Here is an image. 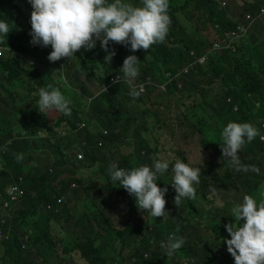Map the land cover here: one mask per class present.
Segmentation results:
<instances>
[{
    "label": "trees",
    "instance_id": "16d2710c",
    "mask_svg": "<svg viewBox=\"0 0 264 264\" xmlns=\"http://www.w3.org/2000/svg\"><path fill=\"white\" fill-rule=\"evenodd\" d=\"M128 2L134 6L141 4V0H128ZM168 3V15L171 23L164 42L154 44L148 50H137L133 53L140 60L139 68L142 76H159L160 79L166 80L165 74L174 73L176 68L183 67L187 63L189 50L200 51L209 44L206 38L199 35L197 23L193 20L198 11L203 13L208 23L213 26L218 25L219 33L228 32L235 26L234 22L230 20L228 12L221 9L216 0H170ZM253 3L254 5H247L245 10L256 11L260 5H264V0H253ZM243 5L246 6V2ZM31 9L28 0H0V20H6L12 30L7 37L0 41V46L14 51L13 54L9 53L0 58V220L3 216L2 198L6 184H11L18 177H22L25 190V196L11 212V218L4 214L7 222L5 225L0 223V228L4 230L11 228L10 240L0 245L2 249L0 264H178L182 262H186V264H234V259L228 253L227 246L222 240L219 238L199 239V225L193 218L187 220L185 217L186 212L193 214L195 211V203L191 199H183L181 204L176 207L173 203L176 195L175 190L162 184L159 180L156 181L158 187H167L168 189L164 199L169 216L154 218L148 212L144 214L138 211L134 198L125 189L119 187L118 182L111 181L108 168L115 161L119 168L128 170L141 165L151 167L153 160L158 158L159 140L162 135L161 129L159 133L148 135L152 136L150 140L153 142V148L150 141L143 138L132 142L131 137L139 136L140 131L145 134L150 133L153 128L149 122L150 118L142 110L140 114L141 127L138 129L136 127L134 131H131L130 129L137 122V119L133 117L134 114H131V122L125 128L120 124V121L122 113L127 110L121 107V101L108 97L114 89L120 98L129 96L125 86L119 83L113 84L110 81L116 74L118 57L128 54L130 51L123 45L110 42L109 49L115 51L111 64L104 62L107 53L101 49L99 41L94 49L81 48L75 53L77 59L74 62L79 61L78 73L87 75L88 80L100 85L101 89L94 95L82 89L81 96L92 99V101L87 106L80 102L71 103V115L61 114L60 118L53 123L52 132L47 140L50 147L44 153L50 167L45 172L32 167L31 154L34 151L29 148L30 141L28 140H32L34 137L30 135L28 140L14 137V122L17 117L29 121H41L43 116H39L37 105L39 89L48 85L58 88V79L56 84L41 85L38 80L28 81L27 77L34 67L33 63H41L43 60L48 62L52 68L60 71L61 79L66 73L68 61L59 68L58 64L56 66L55 62H50L47 59L48 54L52 51L51 46L45 47L40 53L37 46L30 44V18H26L25 14L27 10ZM229 52L224 58H219L218 54H214L204 67L198 68L196 74L187 76L186 80L189 83L181 90L173 85H169V87L173 88L176 94L192 92L195 96L196 101L182 111L189 121L190 117L195 119L193 125H208L210 120L221 121V117L230 114L229 105H233L240 113L236 119L239 121L238 123H251L257 129L260 127L261 131L258 129L260 135L264 134L262 127L264 125V53L254 57V62L247 63L245 62L247 53L242 45L237 48L236 53L230 49ZM93 55L97 56L98 61L103 60L105 68H99L96 73L88 75L83 65L86 64L85 60ZM145 59H149L150 63L144 67L141 65V61ZM157 60H161L165 64H161ZM57 62L63 63L62 59ZM252 63L255 67L252 66ZM94 66L97 67V64L95 63ZM207 69L210 70L209 74H205ZM74 77L76 78L77 75ZM196 77H203V80H196ZM37 85L40 88L37 90L35 101L31 100L25 110L18 109L14 93L26 92L30 94ZM108 85L109 87L104 91V87ZM141 97H150V93L140 95L138 98ZM227 98H230V102L226 101ZM178 104L183 108L182 99L178 101ZM192 112H199L200 118L192 116ZM188 113H190V117H188ZM81 122L85 124V129L82 132L70 136V138L60 137L62 133L72 132L75 125ZM158 123L157 120L156 125ZM100 128L109 132L107 138L101 136ZM260 135L251 143H247L238 153L241 164L255 166L259 169L258 173L236 171L227 160L221 162V156L218 157L220 161L218 167L207 161H203L201 165L200 182L198 185L194 184L196 198L203 203H209L208 196L218 186V194H221L227 201L224 208L213 209L218 214L217 227L219 229H225V223L229 217L232 218L230 210L235 204L228 202L230 196L236 203H242L245 195L252 196L258 202L262 198L260 193L264 190V175L261 171L264 169V143L260 140ZM124 139L127 142H120ZM220 139L221 137L219 142ZM97 141L104 143L103 148H96ZM82 142L87 143L86 160L76 166L69 162L66 151ZM131 143H134L135 148L132 156L115 159L111 152L112 148ZM216 147L217 145L214 148L216 149ZM175 157L170 161L175 162L176 159H180L189 165L183 153L177 152ZM86 165L89 168L99 165L97 166L98 181L102 186L98 185L97 181L77 176V173L88 168L85 167ZM217 168L218 175H212V171ZM167 176L172 178L173 172H167ZM164 178L166 179V176ZM72 183L84 186L85 189H70ZM94 193L99 198L93 196L92 202L89 201L88 204L81 205L84 220L73 221L70 206L75 196L82 194L86 199H89ZM100 193H104L110 201L106 219L97 214H105L106 211L104 205L107 203L102 202ZM61 196H64V202L60 213L55 214L53 211H48L47 206L53 205L56 199ZM113 196L117 197L118 202L126 211L125 213L111 202ZM93 203L100 204L94 206ZM138 214L144 217V221L137 219L135 224L126 225V221L131 216L137 217ZM97 218H101V220L97 221ZM243 222L241 220L240 223ZM86 223H95L96 225L95 229H90L91 234L84 230ZM72 225L79 229L78 232L75 230L73 235H71ZM56 226L65 231L64 236L57 235ZM177 228H179V232H176ZM174 232L176 235L188 237L191 240V245L181 247L167 257L165 250L160 247V243L167 240L168 236ZM24 234L29 236L25 249L22 248ZM100 239L105 242L104 246L98 244ZM144 254H147L146 258L143 256ZM117 256L120 261L116 262ZM74 257H77L79 261L74 260Z\"/></svg>",
    "mask_w": 264,
    "mask_h": 264
},
{
    "label": "clouds",
    "instance_id": "9594fccd",
    "mask_svg": "<svg viewBox=\"0 0 264 264\" xmlns=\"http://www.w3.org/2000/svg\"><path fill=\"white\" fill-rule=\"evenodd\" d=\"M233 0H216L218 6L228 12V16L235 26L228 32L219 33L218 25L210 28L213 32L214 38L209 44L200 51L191 49L188 51L187 63L180 68H176V72H183L182 81L186 80L188 75L196 74L199 67L206 65V63L212 59L214 54H219L223 49H230L234 53L237 52V48L242 45L241 40L245 37L246 33L252 29V25L261 21L254 22L246 31L236 30V24L243 22L245 13H256L264 5L254 11H246V7L249 4L254 5L253 0H245L246 6L244 9L235 14L229 8L228 5ZM31 5L32 11L30 14L31 36L30 44L33 46L48 47L51 46L52 51L48 54L47 59L50 62H55L57 67H61L65 62L62 60V64H59L61 58H67V61L71 62L76 60L77 53L81 48L85 50H91L96 47L97 41H99L101 49L107 53L104 57V62L109 64L112 57L115 55V51L109 49L110 42H114L129 48V53L118 57L119 63L116 65V74L111 81L113 84L119 83L125 86L128 90L129 96L133 99L138 98L140 95L150 93L153 94V89L157 86L165 91V88L169 85H173L178 90H181L183 86L178 84V80L174 79L168 82L167 74H165L166 80L161 82L160 77H153L152 75L142 76L140 72L139 63L140 60L133 53L137 50H148L150 46L163 43L166 39V35L171 23L168 15V0H141L140 6H134L129 3L128 0H28ZM12 31L9 23L6 20H0V41L4 37H7L8 33ZM228 34V38L226 35ZM250 36L254 37L253 34ZM2 47V46H0ZM7 50L4 54H13L14 51L10 48L3 47ZM43 50L39 49L41 53ZM3 54V55H4ZM1 57H4V56ZM0 57V58H1ZM203 58V61H200ZM254 60V58H253ZM254 62V61H252ZM40 66L48 65V62L41 60V63H37ZM254 66V63H252ZM68 65V64H67ZM52 68V67H51ZM54 69V68H53ZM170 73V74H174ZM159 75L158 73H156ZM116 78V79H115ZM65 83L64 76L60 81ZM62 82V84H63ZM52 85L42 87L39 89V100L37 101L39 116L47 114L48 116L53 113H60L66 116L71 115V100L66 98L59 88ZM109 87L105 86L104 91ZM92 99H88L85 106ZM227 102H230V98H227ZM237 110V107L234 106ZM85 115V112L83 116ZM60 118V116H59ZM84 123H77L75 128L70 133H62L60 137L74 136L85 129L77 131V126ZM264 128V125L262 126ZM260 131V127L258 128ZM251 123L244 122H228L223 127L221 132V139L218 143L216 150L217 156H221V162L227 160L236 171H253L257 172L255 166L242 165L239 159V151L247 144L251 143L260 132ZM101 136L107 138L109 132L99 129ZM117 134V132H114ZM264 134L260 135L261 137ZM49 138V136H47ZM262 141V140H261ZM125 143L127 140H121ZM264 143V141H262ZM84 144V146H83ZM100 144V146H98ZM104 143L102 141L96 142V148H103ZM80 147L83 153V160L78 161L73 154L76 148ZM87 143L82 142L79 145L72 147L71 150L66 151L68 160L74 165L83 163L85 158V149ZM135 150V148H134ZM132 155H128L131 157ZM170 161L163 158H157L153 160L150 166L141 165L139 167L132 168L131 170L119 168L117 161L111 164L108 168V173L111 181L118 182L119 187H122L127 193L134 198L135 205L138 211L145 214L148 212L152 217L167 218L169 216L168 211L165 208L166 200L164 196L168 191L167 187L161 188L157 186L156 181L160 180L161 173L169 169ZM50 170V169H49ZM172 183L171 188L175 189L176 195L174 196L173 203L178 207L183 199H194L196 197V189L194 184H199V177L201 175V169L199 167L193 168L182 162L180 159H176L172 165ZM21 178L23 188L24 180ZM73 178V177H71ZM11 184L6 185L3 190L2 198V211L3 216L0 220L2 225L6 224L4 214L11 218V212L20 204L19 203L12 208L11 211L3 209V200L5 198L4 191ZM72 185H76L75 188H71ZM77 187V188H76ZM70 189L84 190V186H79L77 183H72ZM25 192V190H24ZM261 199L259 202L252 196L245 195L243 202L234 205L231 208V217L234 223H227L224 225L225 230L230 236V239H223V242L227 246L228 253L233 257L234 264H264V190L260 193ZM25 196V194H24ZM23 196V197H24ZM22 197V198H23ZM62 198V203L59 207V211L56 212L55 205L58 199ZM102 202H106L104 205L106 211L110 208V201L104 193H100ZM169 201V199H168ZM64 202V196L56 199L53 205L47 206L48 211H53L55 214H59ZM111 202L121 209L124 213V208L120 205L116 196H113ZM51 207V209H48ZM171 210V209H170ZM169 210V212H170ZM141 214H138L135 219H140ZM243 220V223H240ZM127 224L132 225L133 222L126 221ZM136 223V221H135ZM126 224V225H127ZM3 232L11 233V228L4 230ZM179 232V228L176 229ZM24 236L27 240L24 241ZM11 236L6 241H9ZM29 240V236L24 234L22 236V248L25 249ZM185 241L183 237H178L176 233H172L168 236L167 240L160 243V247L165 250V255L171 256L174 252L179 250ZM24 245V247H23ZM145 258L147 254L143 255Z\"/></svg>",
    "mask_w": 264,
    "mask_h": 264
},
{
    "label": "rangeland",
    "instance_id": "374dc122",
    "mask_svg": "<svg viewBox=\"0 0 264 264\" xmlns=\"http://www.w3.org/2000/svg\"><path fill=\"white\" fill-rule=\"evenodd\" d=\"M170 0H168L169 2ZM245 0H233L229 5L228 8L235 14H237L240 9H244V3ZM31 10H27L25 17L30 18ZM194 21L197 23V28L199 30V35L201 37H204L208 40V42L212 41L214 38L213 32L210 28H212V24L207 22L206 17L203 15L201 11H198L196 16L193 18ZM252 29L246 33L245 37L241 40V43L247 44L243 45V48L245 52L247 53L245 57V62L250 63L253 61L254 57H257L260 53H264V21L258 22L253 24ZM250 34H253L254 37L257 38L255 40ZM207 46V45H206ZM38 49L44 50L45 47L37 46ZM229 49H223L219 52L218 57L224 58L227 54H229ZM97 54V53H95ZM3 56H6L4 54ZM64 62L67 61V58H61ZM113 60V58H112ZM111 60V61H112ZM86 64L83 65V68L86 70V73L88 75H92L99 71V68L104 69V62L103 60L98 61L97 56L93 55L91 58H88L85 60ZM90 62V63H89ZM94 62V63H91ZM157 62L161 64L163 63L161 60H157ZM97 64V67L94 66V64ZM150 63L149 59H145L141 61L142 66H148ZM34 67L30 70L29 75L27 77V80L30 82H35V80H38L39 84H56V80H60V71H57L56 69H53L47 65L40 66L36 62L33 63ZM65 64V63H64ZM75 64V65H74ZM78 64L79 61H72L71 65H67L65 69V75L64 78L66 81H68L71 77V74L73 72L78 73ZM111 64V62H110ZM205 66V65H204ZM202 66V67H204ZM255 67V66H254ZM257 67V66H256ZM259 68V67H258ZM210 70H205V74H209ZM227 74V72H225ZM203 77H196V80L202 81ZM96 80V79H95ZM97 81V80H96ZM163 79H161V82ZM189 83L188 80H178V84L180 86H186ZM77 85V84H76ZM156 84L153 89V94L150 97H141L133 99L130 96L120 98L119 95L116 93V89L112 90L108 97H110L113 100H119L121 101V107H124L127 112H123L121 115V121L120 124H122L125 128L128 126V124L131 122V114H134V118L137 119L136 124L130 129L131 131H134V129L137 127H141L142 121L140 120V114L141 111L144 110L145 114L148 115L149 122L151 127H153L150 130V133L145 134L142 133L140 130L139 136L131 137L132 142L135 140H139V138L146 139L150 141L151 147L153 148V142L150 140L152 139V136H148L152 133H159L160 129L162 130V135L159 140L160 146H159V155L158 158H163L167 160H171V158H176L175 153L181 152L184 155V158L187 160L190 167L196 168L199 167L201 169V165L203 161H207L210 163H213L217 165L220 163L219 158L216 154V149L214 148L216 145H218L219 138L221 137V132L223 127L227 125L228 122H239L236 119L240 116V113L236 110V108L233 105H229V115L226 117H221V121H215L210 120L208 125H193V122L195 119L190 117V113H188V117H190V121L188 118H186L182 111H184L185 107H189V105H192L196 99L192 92H185L183 94H176L175 90L169 86H167L164 90H161ZM220 85V84H218ZM66 90H71L72 85L71 83L68 84V86H65ZM78 86H76L77 89ZM40 88L39 85H37L34 90L28 94L26 92L23 93H14V96L17 99V106L20 110H25L27 108V105H29L31 100L35 101V97L37 94V90ZM89 92L91 95L97 94L101 86L97 85L93 81V86H89ZM188 89V87H186ZM61 93L68 99H71L72 94L67 92L65 89L59 88ZM212 91L210 90V94ZM73 98L76 100L81 99V95L78 93L73 94ZM140 97V96H139ZM182 99L183 108L180 107L178 104V101ZM192 116H195V118H200L199 112H192ZM157 120L159 123L156 125ZM200 131H197V130ZM129 130V128H128ZM149 138V139H148ZM146 143H148L146 141ZM76 146V145H74ZM73 146V147H74ZM111 152L114 154L115 159H119L120 157L132 155L134 152V143L130 145H120L117 148H112ZM174 164L173 161H170L169 169L165 172L161 173L159 176V181L166 185L167 187H171L172 178L167 176V172L170 173L172 165ZM99 166V165H97ZM97 166L95 168H89L87 165L84 168L81 175L82 177H85L87 179H90L88 175H85V171H89L92 178H98V170ZM262 175H264V169L261 170ZM218 175V168L214 169L212 171V175ZM78 176V177H79ZM166 176V179L164 178ZM7 185V184H6ZM76 186V185H75ZM77 188V187H76ZM175 190V189H174ZM84 195L78 194L75 196L76 199H79L77 203H74L73 201V207L71 204L72 214H80L82 212V206L80 202L82 201V197ZM193 203H195V211L193 214L190 212H186L185 217L187 220H191L190 218H193L195 220V223H197L198 230H199V239L200 240H208L212 238H219L223 241L224 239H230L229 234L225 229H219L217 227L218 224V214L214 210H218L220 208H224L227 201L223 198L221 194H218V186L214 189V192L208 196L209 203H203L202 201L198 200L196 197L194 199H191ZM228 202L233 204H239L236 203L232 196L229 197ZM214 209V210H213ZM100 216H103L104 219H106L107 215L106 213H97ZM140 218L143 219L142 215H140ZM203 219V220H202ZM101 218H97V221H100ZM130 221L135 224V216L130 217ZM191 223V224H195ZM227 223H234V220L229 217ZM225 223V224H227ZM129 225V224H127ZM96 227L95 223L90 224L86 223L84 226V230L91 234L90 228ZM132 227V226H130ZM55 232L58 236H64L65 231L61 229L59 226H56ZM75 232V228L71 227V235H73ZM178 237H183L185 243L182 247H187L191 245V240L188 237H185L183 235H177ZM98 244L101 246L105 245V242L100 239L98 241ZM224 245H226L224 243ZM227 248V247H226ZM2 255V249L0 248V256ZM74 260L79 261L77 257H74ZM120 261V258L116 257V262ZM115 262V260H114ZM134 262V261H132ZM178 264H186V262L178 263Z\"/></svg>",
    "mask_w": 264,
    "mask_h": 264
},
{
    "label": "crops",
    "instance_id": "0c3cea01",
    "mask_svg": "<svg viewBox=\"0 0 264 264\" xmlns=\"http://www.w3.org/2000/svg\"><path fill=\"white\" fill-rule=\"evenodd\" d=\"M253 38L255 40H257L256 37H253ZM67 64L71 65V62L68 61ZM74 75H77V77L75 78ZM62 82H63L62 80L60 81L58 79V87H60V84L63 85L61 87V89H63V90L64 89L66 90L64 85L68 86V84H70V83L72 85L71 90H66L68 93L70 92L72 94L71 99H70L71 103L80 102V103L85 105L86 101L88 100L87 98L81 96V99L76 100L75 98H73V96H74L73 94L78 93L79 95H81L82 89H85L86 91H88L89 90L88 87L93 86V81H89L88 76L85 75L84 73L73 72L68 81L65 80V83L63 82V84H62ZM76 86H78L77 89H76ZM59 116H60V113H53L52 116L51 115L48 116L47 114H43V118L41 121H29L27 119L17 117V120L14 122V134H13L14 137L22 138L25 140H28L27 138L30 135L34 137V139H32V140H28V141H30L29 148L33 149V151H34L31 154L32 167L40 170L41 172H45L46 169L48 167H50L49 163L45 159L44 153L46 151H48V149L50 147V145L47 142V140H48L47 136H49V134L52 132L53 123L56 119L59 118ZM34 134H36V136H34ZM68 138H70V137H68ZM82 172H83V170L81 172L77 173V176L81 175ZM84 174L88 175L90 177L91 181H97L98 185L102 186L101 182L98 181V178H96V177L92 178L91 177L89 171H85ZM7 183H8V180H7ZM93 196L98 197L95 193L92 194V196L89 199H86L85 196H83L80 204L85 205V204H88L89 201L92 202ZM73 201H75L74 203H77V201H79V199L74 198ZM99 204L93 203L94 206L99 205ZM72 207H73V203H72ZM71 219L73 221H82V220H84V216L82 215V213L71 214ZM72 226L75 228V230L77 232L79 231L78 227H76L74 225H72ZM91 228H94V227H91Z\"/></svg>",
    "mask_w": 264,
    "mask_h": 264
},
{
    "label": "built area",
    "instance_id": "2783aa9c",
    "mask_svg": "<svg viewBox=\"0 0 264 264\" xmlns=\"http://www.w3.org/2000/svg\"><path fill=\"white\" fill-rule=\"evenodd\" d=\"M261 20H264V7H261L254 14L245 13L243 22H238L236 24V30L246 31L254 22L261 21ZM226 37L228 38V34L226 35ZM5 50H7V49L0 47V57L4 54ZM200 61H203V58ZM166 76L168 78V82H171L174 79L178 80V79L182 78L183 72H176L174 74L168 73ZM113 80L114 79H112L111 81H113ZM83 128H84V124L78 125L76 132L82 130ZM261 140L264 141V136L261 137ZM83 146H84V144H83ZM98 146H100V144ZM73 154L75 155V157L78 161L83 160V153H82V150L80 147L76 148L74 150ZM21 184H22V179L19 178L16 183L11 184L10 186H8L5 189V191H4L5 198L3 200V209H5L7 211H11L12 208L15 207L19 203V201L22 199L25 192L22 189ZM71 188H75V185H72ZM62 200H63L62 198L57 200L56 205H55L56 212L59 211V207L62 203ZM48 209H51V207H48ZM9 237H10L9 232H3L2 230H0V242L8 240ZM26 240H27V237L24 236V241H26ZM23 247H24V245H23Z\"/></svg>",
    "mask_w": 264,
    "mask_h": 264
}]
</instances>
